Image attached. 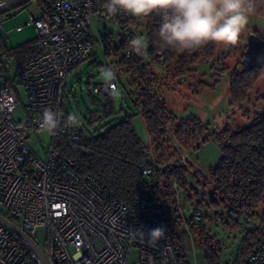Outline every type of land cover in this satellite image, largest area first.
Returning a JSON list of instances; mask_svg holds the SVG:
<instances>
[{"label": "built area", "instance_id": "built-area-1", "mask_svg": "<svg viewBox=\"0 0 264 264\" xmlns=\"http://www.w3.org/2000/svg\"><path fill=\"white\" fill-rule=\"evenodd\" d=\"M95 11L94 0H56L50 10L41 7L39 17L29 15L25 24L14 29L33 25L37 56L19 63L12 49L0 50V206L6 210L2 215L39 246L49 264H128L132 254L136 256L132 264H181L159 202L144 196L116 199L96 177L80 175L77 162L61 156L52 144L41 161L25 143L29 132L41 130L45 108L63 113L64 118L69 115L64 109L67 79L92 51L89 18ZM129 33L131 38L143 36L136 22L129 23ZM123 55L148 61L146 51L140 55L129 46ZM4 58L15 68L8 67ZM113 87L118 88L115 81ZM110 93L101 82L92 86L90 95L108 100ZM20 101L24 117L14 121L11 113ZM84 130L82 124L66 127L62 119L53 137L78 143ZM184 156L181 153L180 160ZM152 168L143 167L142 173L147 175ZM193 215L195 221L202 220L197 212ZM157 228L164 230L159 239L151 235ZM0 264L41 262L29 245L0 226ZM239 264H264V229Z\"/></svg>", "mask_w": 264, "mask_h": 264}, {"label": "trees", "instance_id": "trees-1", "mask_svg": "<svg viewBox=\"0 0 264 264\" xmlns=\"http://www.w3.org/2000/svg\"><path fill=\"white\" fill-rule=\"evenodd\" d=\"M36 1L40 8L46 7L50 10L56 0ZM94 2L97 4V10H106L107 0H94ZM255 14L264 17V6H261ZM114 17L120 25V46L124 50L131 39L129 23L135 22V19L123 12L117 13ZM142 21L144 31H140L149 41L146 49L148 61L136 56L126 58L122 51L119 65L125 72L137 75L134 81L137 82L135 90L129 89L127 94L144 119L158 159V166L149 158L147 148L137 136L131 115L104 131H92L85 128V132L80 134L81 140L78 143L54 136L52 145L61 156L70 157L77 162L80 175L89 174L96 177L116 199L130 201L144 196L159 202L171 230L177 258L181 264H188L186 249L181 243V235L178 231L182 218L178 214L176 193L173 191L174 182L180 183L186 170L185 164L180 162V151L185 152L193 146L199 147L208 138L215 141L222 155L218 164L210 170L209 177H205L204 180L213 185L215 199L211 201L212 206H218L220 202L224 207V212L216 217L229 229H238L242 222L248 223L249 220L258 218L259 228L264 229V212L260 216L257 213L259 206L264 202V111L254 113L249 124L245 126L234 130L225 127L208 134L198 119L178 121L154 92L156 78L152 65L164 67L171 75V79L178 82L190 74L193 66L198 62L216 58L219 43L207 42L190 49L162 47L157 37L161 14L153 12L148 16H142ZM33 43L27 42L12 49L11 55L19 63L37 56L39 49L34 47ZM235 50L231 48L226 56L235 57L237 55ZM157 51H162V54L159 55ZM242 56L228 78L232 106L247 101L256 82L264 77V65L246 73H240ZM134 82L130 80L128 85L134 86ZM91 97L92 103L101 107L102 117L110 118L116 114L112 98L101 100ZM95 112L89 111L90 126L100 119ZM169 132L177 148L169 154L164 163L165 143ZM151 166L153 168L150 173L144 175L142 168ZM180 184L184 187V182ZM187 225L198 237L206 264H218L219 243L208 235L203 226L194 221V215L191 216ZM259 233L261 232L258 228H252L246 233L241 247L243 254L251 245L257 244L260 238Z\"/></svg>", "mask_w": 264, "mask_h": 264}, {"label": "rangeland", "instance_id": "rangeland-1", "mask_svg": "<svg viewBox=\"0 0 264 264\" xmlns=\"http://www.w3.org/2000/svg\"><path fill=\"white\" fill-rule=\"evenodd\" d=\"M40 16V7L36 0H31L16 9L0 14L3 35V46L0 50L14 49L24 43H36V32L33 25L28 24L21 30H14L30 18ZM131 16V15H130ZM139 25V30L144 31L142 17H134ZM264 17L257 14L250 16L245 28L241 31L235 44L219 43L217 57L209 61H200L193 66L190 74L183 77V80L175 82L164 67L153 66L152 70L156 78L154 92L166 104L169 111L179 120L195 118L198 119L207 130V134L212 131H220L225 127H242L249 124L254 113L264 111V77H261L254 85L249 100L243 107H235L230 104L228 89V78L242 56L246 46L247 37L251 32L258 31L264 27ZM90 30L93 38L92 55L85 62L79 64L68 76L67 88L64 94V109L68 114L76 113L82 120L84 128L92 131H104L126 116H132V124L135 132L142 144L147 148L149 158L158 166V159L154 153L152 139L147 133L144 119L128 98V90L134 89L137 84L136 74L132 75L124 71L119 65L123 49L120 46L121 30L117 18L107 13V11L97 10L89 18ZM257 32V31H256ZM6 33H8L7 36ZM33 43V44H34ZM107 50H106V48ZM231 48H235V57L226 56ZM3 62L8 67L15 65L8 58ZM112 68L116 73L115 82L118 95H112L116 114L110 118L102 117L100 106L92 103L90 95L94 84L103 82L100 73L105 68ZM14 70L12 69V72ZM134 82V86L128 85L129 81ZM127 83V84H126ZM133 90V91H134ZM131 91V92H133ZM244 103V102H243ZM24 102L16 104L11 113L14 121L23 119ZM89 111L95 112L99 120L92 126ZM249 117V118H248ZM53 135H48L42 130L29 132L25 143L41 161H45L47 153L52 144ZM177 145L172 138L171 132L167 135L165 143L164 163L169 154H172ZM180 151V150H179ZM184 153L185 171L181 178L182 184L176 182L173 191L176 193L175 201L178 214L182 218L181 227L178 231L181 235V243L185 246L186 261L188 264H206L203 250L198 243V237L192 233L188 227V222L196 212L202 217L197 224L203 226L209 236L219 243L218 264H234L240 262L244 255L241 249L246 233L252 228L260 229L258 218L242 222L238 229H229L223 225L216 216L224 212L223 205L218 202V206H212L211 201L215 199L212 183H206L205 177H209V172L214 168L220 158L221 150L219 145L208 138L199 147L193 146ZM181 155V154H180ZM173 160V159H169ZM197 211H196V210ZM264 212V202L258 208V215ZM0 213L5 214L6 210L0 206ZM195 221V220H194ZM37 242L42 243V230H39ZM259 233V237H260ZM136 259L134 254L130 255L128 264H132Z\"/></svg>", "mask_w": 264, "mask_h": 264}, {"label": "clouds", "instance_id": "clouds-1", "mask_svg": "<svg viewBox=\"0 0 264 264\" xmlns=\"http://www.w3.org/2000/svg\"><path fill=\"white\" fill-rule=\"evenodd\" d=\"M264 0H107L106 11L110 15L119 12L134 17L148 16L153 12L161 14L158 28V42L162 47L190 49L218 42L235 44L251 15L255 14ZM148 38L137 35L128 41L129 48L143 55L148 48ZM100 76L111 89V95H118L113 87L116 73L105 68ZM63 119L66 127L81 126L82 120L76 114L64 118L63 113L45 108L40 119V128L48 135H55ZM151 235L159 239L164 235L157 228Z\"/></svg>", "mask_w": 264, "mask_h": 264}, {"label": "water", "instance_id": "water-1", "mask_svg": "<svg viewBox=\"0 0 264 264\" xmlns=\"http://www.w3.org/2000/svg\"><path fill=\"white\" fill-rule=\"evenodd\" d=\"M31 0H0V14L16 9ZM264 65V27L256 33H250L247 37L243 56L240 60V73H246L252 69ZM0 226L9 230L29 245L38 255L41 264H49L39 246L26 235L13 221L0 213Z\"/></svg>", "mask_w": 264, "mask_h": 264}, {"label": "crops", "instance_id": "crops-1", "mask_svg": "<svg viewBox=\"0 0 264 264\" xmlns=\"http://www.w3.org/2000/svg\"><path fill=\"white\" fill-rule=\"evenodd\" d=\"M26 22H27V21H26ZM26 22H25V23H26ZM262 22H264V20H262ZM25 23H23V24H25ZM23 24H22V25H23ZM17 26H18V25H17ZM256 31H258V29H257ZM256 31H255V32L253 31V32H251V33H256ZM248 100H249V99H248ZM248 100H247V101H248ZM247 101H245V102L242 103V104H237L235 107H237V106H238V107H243Z\"/></svg>", "mask_w": 264, "mask_h": 264}]
</instances>
